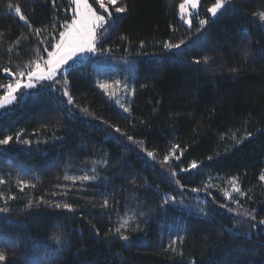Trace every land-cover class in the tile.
Segmentation results:
<instances>
[{
    "label": "trees",
    "instance_id": "1",
    "mask_svg": "<svg viewBox=\"0 0 264 264\" xmlns=\"http://www.w3.org/2000/svg\"><path fill=\"white\" fill-rule=\"evenodd\" d=\"M9 2L19 4L31 28L7 9ZM122 2L128 11L114 13L101 41L111 52L72 64L71 94L77 105L142 141L158 158L178 144L177 155L183 151V156L170 164L186 188L182 192L175 184L169 165L62 102L60 92L31 90L16 111L0 116V136L23 129L22 139L32 141L0 149V178L8 181L0 186V207L9 208L0 214V250L8 264H264V225L250 228L254 222L218 207L227 203L222 190L231 189L227 181L235 176L247 193L241 203L257 221L264 219V182L259 180L264 173V22L254 16L264 10V0H232L215 19L207 12L215 0H201L191 28L179 19L181 0ZM69 15L68 0H0V67L15 71L34 58ZM206 18L208 24L197 32L199 20ZM35 28L46 30L37 36ZM181 38L184 56L164 49V43ZM204 56L212 58L209 64L194 63ZM104 61L128 63L101 66ZM109 74L130 76L136 89L126 103L131 115L97 87L98 77ZM233 136L244 142L236 145ZM193 160L198 170L180 171ZM84 174L98 180H63ZM209 178L215 185L209 189L212 196L187 190L203 188ZM18 179L36 188L21 192ZM11 195L16 199L5 205ZM165 195L183 204L161 206ZM40 196L51 203L36 207ZM104 199L107 208L100 206ZM55 202L72 203L76 211L56 209ZM198 206L209 215L204 217ZM128 217L133 219L126 242L114 229ZM177 237L183 256L167 247Z\"/></svg>",
    "mask_w": 264,
    "mask_h": 264
},
{
    "label": "snow or ice",
    "instance_id": "2",
    "mask_svg": "<svg viewBox=\"0 0 264 264\" xmlns=\"http://www.w3.org/2000/svg\"><path fill=\"white\" fill-rule=\"evenodd\" d=\"M54 3V0H53ZM200 5V0H182L179 3V19L183 21L189 28L192 27V11L198 9ZM68 6L70 9V15L66 17L63 21L61 28L62 30L55 29L56 36L52 38V41L47 43L46 47L37 48L34 53V58L29 59L23 65L17 64L15 71L8 66L0 67V72L4 75L0 76V81H7L6 83H0V116L7 117L16 111L20 104L26 99L33 95L31 90H55L62 94L64 98L62 102H66L67 105H72L73 107H79L80 111L87 116H91L93 119H99L102 124H106L107 127L112 128L115 133H119L122 136H125L127 140L131 141L133 144L138 145L141 150L146 153V156L151 158L154 161H158L162 166L169 165L167 171L174 180L175 184L183 192L186 188L184 184L181 183L180 179L177 178V172L175 168L171 167L170 161L174 157L178 162L180 161L181 156H183V151H180L177 155V150L179 149L178 144H174L171 147V150L165 154L163 157L158 158L156 153L153 151H148L144 148L142 141H136L131 135H128L126 132H123L122 129L118 126L108 124L107 121L103 120L100 117L95 116L93 112L89 110L88 107H80L76 104V101L71 94V89L69 87L68 80V70L72 64L81 63L84 58L90 56H103L106 53H110L111 49H105L101 43L105 34L108 31L109 27H112L110 22H113V16L115 14H123L128 11V7L122 0H68ZM232 6V0H215V2L207 7V12L210 14V17L215 19L218 13H221L222 10H225L226 7ZM7 9L12 11L15 16L23 23L31 28L28 18L23 14L22 8L19 4H13L11 2L7 3ZM67 11V10H66ZM254 16L257 17L258 21L264 22V10L254 13ZM208 24V19H200L199 27L196 29L197 32L201 31L204 26ZM107 26V27H106ZM46 29L35 28L34 34L39 36L41 32ZM20 40H16L18 45ZM43 44L44 42L41 41ZM186 45V40L181 38L178 42H166L163 44L164 49L169 52H173L178 57L184 56L185 50L182 46ZM9 52L12 51L11 48L8 49ZM46 53L45 55L41 54ZM245 58H247V53H244ZM211 57L204 56L200 59H196L194 63L200 64H209ZM9 62L10 59H9ZM127 63V61H125ZM232 72L238 71V69L233 68ZM58 85V87H56ZM97 87L110 99L119 106L123 112L131 115V106L126 104L125 97L132 96L135 94L136 89L131 87L125 81L120 79H112L111 81L107 79L97 80ZM24 90L21 92V90ZM19 94V95H18ZM40 94L39 91L36 93ZM25 135L23 129L15 132V134H8L0 136V149H5L9 145L23 144L31 146L32 141L30 139H22ZM252 133H248L244 139L250 138ZM235 140L236 145L242 144L243 140H236L235 136L232 137ZM209 160L212 159L211 156L208 157ZM107 163V161H105ZM179 167V164H177ZM199 165L197 161L193 160L186 168H180L181 172H188L191 170H198ZM95 172V168H93ZM64 181H71L75 184L79 182H95L98 180L97 175H64ZM259 180L264 182V173L259 175ZM8 181L4 178H0V186L5 185ZM228 184L231 185V190H222V195L224 196L227 203H219L218 207L225 209L229 213H233L235 216L243 217L247 220H250L254 223L250 225V228H256L258 225H264V219H259L253 211H249L241 203L240 197L247 196V193L242 190L238 183L237 177L233 176L228 181ZM17 187L19 191L23 192L25 188H36V184L30 181L17 180ZM67 187V186H66ZM215 187L209 178L208 182L203 186L199 187H190L187 190L193 193L199 194L201 191H205L207 195L212 196L209 189ZM233 193L236 195L234 196ZM65 196L68 195V192L63 193ZM52 195H56L53 193ZM0 198H3V193L0 192ZM16 196L11 195L4 199L5 205H7L8 200H15ZM213 203L216 202L215 197L212 198ZM51 203L50 201L45 200L43 196H40L35 202V206L39 207L42 204ZM183 204V200L177 201L175 196L165 195L161 199V206H166L168 204ZM108 199H104L100 205L102 208L108 207ZM231 205H235L233 208ZM34 204L29 202L27 207L32 208ZM56 209L66 210L68 212H75L76 208L72 203L69 202H55L53 205ZM198 211L204 216L207 217L209 213L204 209L198 206ZM9 212L7 206L0 207V214H6ZM144 215V213H141ZM133 217H128L123 219L118 226L115 227L114 232L119 236L123 241H129V235L126 234V230L129 228L130 221ZM239 223V221L237 222ZM235 227V225H234ZM139 225L136 228L131 229L132 231L138 230ZM57 243L60 242V238H56ZM182 242V238L177 237L168 244V249L177 255L183 256L182 249L178 248V243ZM0 264H8V256L5 251L0 250Z\"/></svg>",
    "mask_w": 264,
    "mask_h": 264
},
{
    "label": "rangeland",
    "instance_id": "3",
    "mask_svg": "<svg viewBox=\"0 0 264 264\" xmlns=\"http://www.w3.org/2000/svg\"><path fill=\"white\" fill-rule=\"evenodd\" d=\"M181 2H182V0H181ZM200 4H201V0H200ZM190 11H192V13H193V15H195V14H197V13H199V11H200V5H199V7H198V9H194V10H191L190 9ZM192 15V16H193ZM218 15H219V13H218ZM217 15V16H218ZM192 18V17H191ZM95 56H90V57H87V58H84L83 60H82V62H85V61H87V60H89V59H93ZM121 63H118V62H106V61H104V62H100V65L101 66H106V65H112V64H115V65H118V64H125V61H120ZM127 63H128V61H127ZM111 72H114V70H110ZM112 74H109V76H108V78H105V77H103V76H99L98 78H99V80H103V79H107V80H109V81H111L112 79H120L121 81H125L127 84H129L131 87H133L134 88V84L132 83V80H130V76L129 75H127V77H123V78H120V77H118L117 75H113V76H111ZM132 98V96H128V97H125V103H128L127 101L128 100H130ZM111 102L117 107V109L119 110V111H121V112H123V110L122 109H120L119 108V106L118 105H116L115 104V102L113 101V100H111ZM231 190V189H230ZM229 190V191H230ZM233 194H235V193H233Z\"/></svg>",
    "mask_w": 264,
    "mask_h": 264
}]
</instances>
